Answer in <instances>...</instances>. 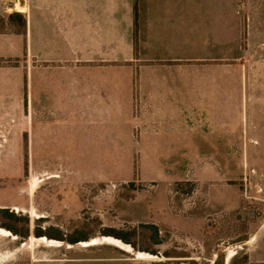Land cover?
<instances>
[{
	"label": "crops",
	"instance_id": "crops-1",
	"mask_svg": "<svg viewBox=\"0 0 264 264\" xmlns=\"http://www.w3.org/2000/svg\"><path fill=\"white\" fill-rule=\"evenodd\" d=\"M262 46L264 0H0V130L28 108L31 155L45 157L43 111L94 108L91 132L166 157L183 141L264 142Z\"/></svg>",
	"mask_w": 264,
	"mask_h": 264
},
{
	"label": "rangeland",
	"instance_id": "rangeland-1",
	"mask_svg": "<svg viewBox=\"0 0 264 264\" xmlns=\"http://www.w3.org/2000/svg\"><path fill=\"white\" fill-rule=\"evenodd\" d=\"M29 89L23 74L22 106ZM29 112L8 109L0 130V264H264L263 141H183L166 157L91 132L94 108H50L49 156H32Z\"/></svg>",
	"mask_w": 264,
	"mask_h": 264
},
{
	"label": "trees",
	"instance_id": "trees-1",
	"mask_svg": "<svg viewBox=\"0 0 264 264\" xmlns=\"http://www.w3.org/2000/svg\"><path fill=\"white\" fill-rule=\"evenodd\" d=\"M14 15L17 17V21L19 23L20 26H23L24 25V18L23 16L21 15V13L19 12H14ZM123 241L125 242H129L128 238H126L125 236H119ZM215 264H217V262L215 261Z\"/></svg>",
	"mask_w": 264,
	"mask_h": 264
},
{
	"label": "bare ground",
	"instance_id": "bare-ground-1",
	"mask_svg": "<svg viewBox=\"0 0 264 264\" xmlns=\"http://www.w3.org/2000/svg\"><path fill=\"white\" fill-rule=\"evenodd\" d=\"M113 242H115L116 244H118L119 246H122L123 247V245L121 244V243H119L118 241H113ZM137 256H142V253H138L137 254ZM230 257V256H229Z\"/></svg>",
	"mask_w": 264,
	"mask_h": 264
},
{
	"label": "water",
	"instance_id": "water-1",
	"mask_svg": "<svg viewBox=\"0 0 264 264\" xmlns=\"http://www.w3.org/2000/svg\"><path fill=\"white\" fill-rule=\"evenodd\" d=\"M19 6L20 7L22 6V0H19Z\"/></svg>",
	"mask_w": 264,
	"mask_h": 264
}]
</instances>
